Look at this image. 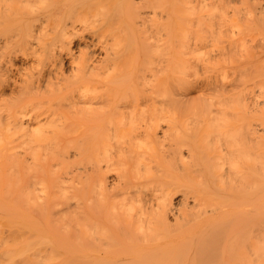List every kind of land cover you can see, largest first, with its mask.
Instances as JSON below:
<instances>
[{
	"label": "bare ground",
	"instance_id": "obj_1",
	"mask_svg": "<svg viewBox=\"0 0 264 264\" xmlns=\"http://www.w3.org/2000/svg\"><path fill=\"white\" fill-rule=\"evenodd\" d=\"M209 3L0 0V140L50 139L61 167L72 150L79 174L72 193L55 170L24 190L22 176L1 174L15 185L0 188V206L13 208L21 246L77 250L79 264H264V142L249 103L264 37L243 57L236 39L223 41L255 18L210 22ZM183 9L197 25L214 24L183 49L206 54L215 80L185 79L178 91ZM163 12L166 35L145 42L142 30ZM4 151L1 172L11 163Z\"/></svg>",
	"mask_w": 264,
	"mask_h": 264
},
{
	"label": "rangeland",
	"instance_id": "obj_2",
	"mask_svg": "<svg viewBox=\"0 0 264 264\" xmlns=\"http://www.w3.org/2000/svg\"><path fill=\"white\" fill-rule=\"evenodd\" d=\"M133 1L138 4L139 0ZM208 2L210 3L206 7V16L210 22H216L219 18H255L257 25L254 27L248 26L243 28L242 31H239V33L236 31L233 34H229V36H226L225 40L223 41V43H228L229 39H236L238 52L243 53V55L244 53L247 54L246 52H250L251 54L254 53L255 50L253 49H256V44L264 37V0H234L230 3L231 6L222 7H218V0H208ZM178 16L182 19L183 25L181 27H176L175 24V87L177 86V83H180L185 79H188L191 81V83L194 81L202 82L199 81V79L206 80L210 76V68L204 62V58L207 59L208 56H206V54L204 56L203 53L200 52L194 55H189L184 52L183 46L187 42L193 41L198 36L203 37L209 35L208 29L214 26V24L211 25L212 23L208 27L202 24L197 25L196 22L193 23L191 20L196 16V13H193L192 11L183 9V11L180 13H175V18H178ZM156 17L159 18L161 23L156 26L147 27L146 30H142V36L145 37V42L152 40L155 34L160 35V37L166 35L167 28L165 23L169 17L168 13L163 12L162 15L156 14ZM22 31L24 32L25 29H22ZM230 35H233V37ZM73 47L76 52L78 49L75 48V45ZM80 47H84L83 44H80ZM179 48H181L183 52L177 51ZM243 57H245V55ZM233 59L235 61H239V59ZM27 62L16 60L15 64L18 66H25L30 65L31 63L34 66H41L43 63L39 61L36 63L35 61ZM259 63L257 65L261 66H258V68H260V71L262 69V71L260 73L259 71L255 72L256 74L254 73V80L251 79L252 87L249 85L253 90V99L250 100V102L248 99L245 101H248L250 105L254 104V106L257 108L254 126L257 132V143L261 144L264 142V57H261ZM63 66L66 73L70 72V69L66 64H63ZM212 72L213 71H211V73ZM206 75H208V77ZM213 75L215 76V74L212 73V77L210 76L211 79L209 78L210 80H215ZM252 81H254V83H252ZM248 82L250 84V81ZM181 85L179 87L180 90L181 87L183 88ZM248 91L250 90L248 89ZM197 95V91L194 90L193 92L189 93L188 97L197 101ZM179 96L175 94V97ZM208 100L209 98H204L203 102ZM199 101L201 100L199 99ZM34 127L35 125L31 126V128ZM66 145L67 143L62 144L63 151L70 147H66ZM31 146H33L32 150H30ZM46 146L55 147V144L50 139L39 140L37 134L35 138L32 139V141H21L19 138L14 136L13 138L5 137L4 139L0 140V163L2 161L1 153L4 151V148L7 149V155L4 151L5 156H3V158L11 161V163L5 166V170L7 169L5 172L0 171V188L4 186V189H6L8 192V190H10L12 187H15L14 184L10 183V180H1V174H11L10 171H13L18 176L23 177V179H19V186H21L20 189L24 190L28 182H35V186L37 188L40 185L38 182H36L38 180V176L43 174L45 170L51 169L57 171V173L60 175V179H63V182H60V186L65 187V191L68 193H72L75 188L74 186L79 184V174L77 173L76 168L71 166V164H74L76 160V158L71 154L72 150L70 151V156L67 158L70 163L64 167H61L59 161L62 156L57 157L56 151L54 152L56 156H52V153H49V149L46 148ZM56 150L59 149L56 148ZM64 160H66V158H64ZM52 163H54V165L50 166ZM0 166L2 165L0 164ZM66 170L70 171H67L66 173ZM108 177L107 181L108 184H110L112 179L110 175H108ZM35 191L37 193H42V191L39 189H36ZM70 200L73 201L74 198H71ZM71 209L75 210V208ZM12 212V207L0 206V264H79V253L77 250H51L49 248H45L43 243L39 248H32L29 246H26L25 248L23 247L24 245L21 246V243H18L14 237L16 224L15 217L12 218V216H14L11 214ZM70 226L74 228L73 224ZM27 235L28 232L26 230L24 231L23 228L22 236H25L26 238Z\"/></svg>",
	"mask_w": 264,
	"mask_h": 264
}]
</instances>
